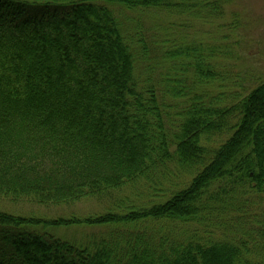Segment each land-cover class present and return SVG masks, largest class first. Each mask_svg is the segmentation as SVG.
Masks as SVG:
<instances>
[{"label": "trees", "instance_id": "16d2710c", "mask_svg": "<svg viewBox=\"0 0 264 264\" xmlns=\"http://www.w3.org/2000/svg\"><path fill=\"white\" fill-rule=\"evenodd\" d=\"M180 1L0 0V201L71 204L141 184L157 198L84 218L0 210V264H264V81L230 106L195 99L171 130L163 107L184 80L165 77L160 94L143 80V37L118 15L187 11ZM204 63L202 78L219 76ZM105 224L133 228L82 245L49 231Z\"/></svg>", "mask_w": 264, "mask_h": 264}, {"label": "rangeland", "instance_id": "374dc122", "mask_svg": "<svg viewBox=\"0 0 264 264\" xmlns=\"http://www.w3.org/2000/svg\"><path fill=\"white\" fill-rule=\"evenodd\" d=\"M180 2L185 3L184 9L187 11L183 12L181 8L171 12L155 8L147 11L118 10L125 28L132 33L138 30L143 37L146 53L138 56L140 60L137 59L139 76L143 80L153 81L158 94L165 89V77L175 81L184 80V95L169 97L166 107H163L166 123L174 131L178 122L185 119L182 112L195 99L203 97L206 104L213 103L218 108L230 106L264 81V0ZM173 51H177V54L171 57L168 53ZM198 61L214 65V74L217 71L219 76L209 80L202 78L196 65ZM170 86L175 84L171 82ZM229 136H215L213 141L209 139L206 144L218 147ZM169 172L166 179L160 174L159 187L166 188L167 183L177 181V171L172 168ZM178 175L183 180L189 179ZM150 198L149 189L141 184L137 189L128 187L107 198L89 197L71 204L45 206L34 202L2 200L0 210L41 218H68L73 215L84 218L109 211L124 214L131 209L149 206L157 199L151 198L150 203ZM158 223L142 222L138 227L149 232L169 228L163 222ZM132 225H72L50 228L49 231L82 245L100 242L119 232L122 234L132 229ZM189 230H193L192 227Z\"/></svg>", "mask_w": 264, "mask_h": 264}]
</instances>
